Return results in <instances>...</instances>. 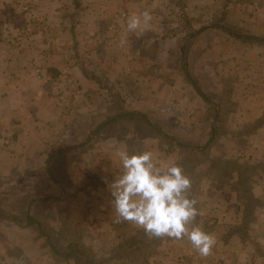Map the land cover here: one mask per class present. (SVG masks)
Instances as JSON below:
<instances>
[{
    "label": "crops",
    "instance_id": "crops-1",
    "mask_svg": "<svg viewBox=\"0 0 264 264\" xmlns=\"http://www.w3.org/2000/svg\"><path fill=\"white\" fill-rule=\"evenodd\" d=\"M0 8V176L45 174L52 164L67 176L0 203V264H264V25L247 26L241 39L222 26L191 37L174 0H1ZM146 9L150 25L126 33L127 17ZM112 24L121 31L113 40ZM187 56L202 64L199 86L207 98L210 79L212 100L176 64ZM223 60L238 77L230 89L217 74ZM212 137V158L251 166L256 206L205 173L196 223L216 237L212 255L165 237L143 262L116 256L144 233L112 207L108 185L122 172L116 149L179 163Z\"/></svg>",
    "mask_w": 264,
    "mask_h": 264
},
{
    "label": "clouds",
    "instance_id": "clouds-1",
    "mask_svg": "<svg viewBox=\"0 0 264 264\" xmlns=\"http://www.w3.org/2000/svg\"><path fill=\"white\" fill-rule=\"evenodd\" d=\"M153 20L150 10L133 12L126 33L142 34ZM127 44L122 36L119 47ZM122 172L108 185L111 204L120 221L142 229L149 238L187 239L201 258L213 253L216 237L196 223L201 215L191 194L192 180L176 160L161 161L152 151L116 149Z\"/></svg>",
    "mask_w": 264,
    "mask_h": 264
},
{
    "label": "rangeland",
    "instance_id": "rangeland-1",
    "mask_svg": "<svg viewBox=\"0 0 264 264\" xmlns=\"http://www.w3.org/2000/svg\"><path fill=\"white\" fill-rule=\"evenodd\" d=\"M174 3L177 4L180 8V20L182 19L183 23L186 26H189V28L185 30H187L188 35L191 37L194 36V33H196V30L198 28L205 26H222V28L225 29L224 32L230 37H232L233 34L238 32H242L241 35H243L244 37H248V34H246L247 26L262 27L264 25V0H174ZM0 10L1 12L4 11L2 8H0ZM24 11H29V9L24 6ZM2 20H4L3 17ZM107 32L112 35V33L108 29ZM225 33L224 36H227ZM187 58L188 56L185 58V61L184 59L176 58V64L181 70L187 69L190 81H192L195 86H197L201 90L202 87L199 86V83L200 85L204 83L201 82L204 77V75L201 73L202 64H200V61L198 62L194 60H189L188 62ZM220 65L222 66V74L217 71L218 77L223 80L224 87L228 89L233 88L238 77L232 74L231 62H229V60H223ZM207 68L208 70L210 69L208 65ZM195 74H197V76ZM204 87L205 92H207L206 94H209L210 96L214 94V87L211 85L210 79L208 80L207 85H205ZM209 95L207 99H209ZM10 144L11 142H7L5 146H9ZM194 151L196 150L194 149ZM208 151L209 148L206 150V157L202 154L200 155V153H191L189 149L187 156L182 159L179 164L185 161L196 162L195 168L203 167L206 168V171L198 172L195 169L194 173L196 175L201 174L202 178L205 173L209 177H211L213 174H215L216 170L213 169L212 166H210V163L205 159L217 158H212ZM52 166L54 168V166L56 165L52 164ZM56 173V178L58 180L59 178L63 179L64 177H67H62V175L64 174L61 170H58ZM192 174L193 171L187 172V175L190 177L192 176ZM49 180H52V178L48 175L47 172H45V174L44 172L39 174L35 171L20 172L18 171V169H13V171L9 172L7 175L4 174V176H0V203L4 202L9 197H34L38 191V187H40L44 182ZM27 181L29 182L26 185ZM127 259L128 261L141 260L129 259L128 256Z\"/></svg>",
    "mask_w": 264,
    "mask_h": 264
},
{
    "label": "trees",
    "instance_id": "trees-1",
    "mask_svg": "<svg viewBox=\"0 0 264 264\" xmlns=\"http://www.w3.org/2000/svg\"><path fill=\"white\" fill-rule=\"evenodd\" d=\"M2 17L0 14V28L2 27L3 23H2ZM4 26V25H3ZM233 36L241 39L246 38L242 35L239 34H233ZM183 52L185 53V48L183 49ZM196 92L204 97V99H206V101H208L207 98H205L203 92H201V90L195 86V84L193 85ZM127 115H132L130 118H133V115H136L134 113L131 114H127ZM140 117V120L142 122H144L145 124H147L148 127L153 128V125L150 124V122H148L146 119H143L140 115H137ZM113 121V119L111 120ZM159 133H161V131L159 130ZM165 138L167 139H171L169 136L165 135ZM215 138L212 137L207 144L201 149V150H196L194 151V149H190L191 153H200V155H204L207 157V155H205L206 150L208 148L211 147V145L214 143ZM181 147H185L188 148L187 145H183V144H178ZM206 161H208L210 163V166H212L213 169L216 170L215 174H213L211 177L213 179H215L216 181L219 182V184H228L231 185L233 189H235L240 197V200L246 204V207L250 205V208L252 207V209L256 206L255 200L251 197V185H250V181H251V177L250 175H248L249 170L251 168V166L247 165V164H240L238 162V160H232V159H227V160H223V159H205ZM195 164L196 162H190V161H185L183 163H181L180 165L183 167L184 172L187 173L189 171H193L192 176L190 177L192 180V190H191V194L196 197L199 200V195H200V179L202 178L201 174H195L194 170L195 168ZM57 169L56 168H49L48 173L49 176L55 181L57 182L56 179V173ZM237 174L239 175V179L236 181L234 179V175ZM197 207H199V205H197ZM248 208V207H247ZM251 211L248 209L247 211V215L246 218L249 219L251 213ZM36 222L35 221H30L29 225H34ZM73 245V244H72ZM70 246L71 249H74V246ZM156 245H160V240H156V238H149L147 235H145V233H141L137 236L131 237L129 239H127L125 242H122L121 245L118 247L117 252H116V256L118 257H122L123 255H127L129 259H141L142 262L149 257L150 255H152L155 251H156ZM79 245H76V249L79 248ZM115 256V257H116ZM135 262V261H134Z\"/></svg>",
    "mask_w": 264,
    "mask_h": 264
},
{
    "label": "built area",
    "instance_id": "built-area-1",
    "mask_svg": "<svg viewBox=\"0 0 264 264\" xmlns=\"http://www.w3.org/2000/svg\"><path fill=\"white\" fill-rule=\"evenodd\" d=\"M124 17H125V15H124ZM108 30L112 33V35H111V38L112 39H114V37L116 35L120 34V32H121L120 29H119V27L117 25H114V24L110 25L108 27Z\"/></svg>",
    "mask_w": 264,
    "mask_h": 264
}]
</instances>
